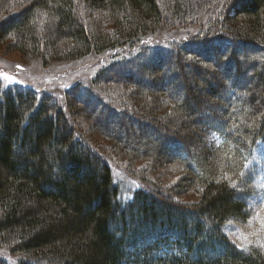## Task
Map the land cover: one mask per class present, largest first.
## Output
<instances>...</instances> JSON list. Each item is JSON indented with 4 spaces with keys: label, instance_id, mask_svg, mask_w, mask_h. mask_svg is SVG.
Segmentation results:
<instances>
[{
    "label": "trees",
    "instance_id": "trees-1",
    "mask_svg": "<svg viewBox=\"0 0 264 264\" xmlns=\"http://www.w3.org/2000/svg\"><path fill=\"white\" fill-rule=\"evenodd\" d=\"M164 3L30 0L3 15L11 51L47 62L112 54L63 100L0 80V249L17 264H264L262 247L240 249L224 232L254 216L242 196L264 143V0ZM190 21L195 36L151 44ZM85 122L113 157L81 133ZM114 158L180 165L172 189L198 202L142 188L121 200Z\"/></svg>",
    "mask_w": 264,
    "mask_h": 264
},
{
    "label": "rangeland",
    "instance_id": "rangeland-1",
    "mask_svg": "<svg viewBox=\"0 0 264 264\" xmlns=\"http://www.w3.org/2000/svg\"><path fill=\"white\" fill-rule=\"evenodd\" d=\"M159 1L163 4L166 0ZM29 2L30 0H9L7 6L0 10V21L5 18L3 15L6 14V11L11 14L16 13L24 6L26 7ZM226 2L224 3L226 4ZM225 4L218 9V12L223 13V16L228 14V8ZM213 14L212 20L215 21L220 14L217 15L216 12ZM77 15L85 23L87 20L91 22V19L83 12L79 11ZM193 25L190 21L185 26L179 25L178 27L181 29L176 27V29L170 31L168 28V30L152 38L151 44L162 47L167 46L170 42L183 40L188 34L195 36L197 31L196 29L192 30ZM61 48L67 50L65 41L61 42ZM111 56L112 54L109 53L92 54L79 60L69 59L62 62H47L37 56L11 51L6 45H2L0 46V80L6 88L13 85L35 87L63 100L65 94L68 93L67 91L77 84H88L99 68ZM84 125V131H80L87 140L92 141L95 147L97 145L103 154L113 157L116 148L114 143L99 138L100 135L89 133L88 123L85 122ZM127 160L123 159L125 161L123 162L117 158H114V160L108 159V163L114 171L115 183L121 191V200L131 201L134 193L142 188L163 194V196L171 198L174 202L189 204L198 202L197 193L193 190H190L186 195H180L172 189L186 175V170L180 165L166 164L163 167H157L155 165L151 166L153 163L151 159ZM246 172L245 177L247 180L244 179L243 182L248 187L247 190L250 188V192L243 197L242 191H238L235 198L241 199L242 196L254 216L245 224L229 222L225 226L224 232L240 249H246L253 245L264 249V143H261L256 149L254 158L248 165ZM170 191H172L173 196L165 193ZM0 256L8 260L10 264H17L20 260V257L10 256L2 249H0Z\"/></svg>",
    "mask_w": 264,
    "mask_h": 264
}]
</instances>
